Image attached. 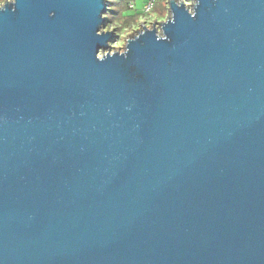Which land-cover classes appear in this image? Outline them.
<instances>
[{
    "label": "water",
    "instance_id": "water-1",
    "mask_svg": "<svg viewBox=\"0 0 264 264\" xmlns=\"http://www.w3.org/2000/svg\"><path fill=\"white\" fill-rule=\"evenodd\" d=\"M105 10L0 2V264H264V0Z\"/></svg>",
    "mask_w": 264,
    "mask_h": 264
},
{
    "label": "trees",
    "instance_id": "trees-1",
    "mask_svg": "<svg viewBox=\"0 0 264 264\" xmlns=\"http://www.w3.org/2000/svg\"><path fill=\"white\" fill-rule=\"evenodd\" d=\"M3 0H0L2 2ZM134 0H106L104 13V28L113 27L115 30L128 29L138 23L140 12H131L130 4ZM154 16L165 17L167 15L166 0H157Z\"/></svg>",
    "mask_w": 264,
    "mask_h": 264
},
{
    "label": "rangeland",
    "instance_id": "rangeland-1",
    "mask_svg": "<svg viewBox=\"0 0 264 264\" xmlns=\"http://www.w3.org/2000/svg\"><path fill=\"white\" fill-rule=\"evenodd\" d=\"M146 0H134V7L130 10L131 12H140V18L138 20V23L135 24L133 27L128 28V29H121V30H115L113 27L110 28H104L103 25H101L100 30H107V29H113L114 30V37L112 40H110L109 42V47L107 49L104 50H100L99 51V55H102L104 52L107 51H114V50H122L123 49V45H124V41L125 38L130 36L131 34H133L140 26L141 23L146 24L147 26H150L151 22H153L154 20H163L165 17H157L154 16V14H142V7L143 4ZM184 3L187 6H191V0H183Z\"/></svg>",
    "mask_w": 264,
    "mask_h": 264
},
{
    "label": "built area",
    "instance_id": "built-area-1",
    "mask_svg": "<svg viewBox=\"0 0 264 264\" xmlns=\"http://www.w3.org/2000/svg\"><path fill=\"white\" fill-rule=\"evenodd\" d=\"M157 0H146L142 7V14H151L154 10L155 4ZM130 7H134V3L130 4ZM166 7H167V0H166Z\"/></svg>",
    "mask_w": 264,
    "mask_h": 264
}]
</instances>
